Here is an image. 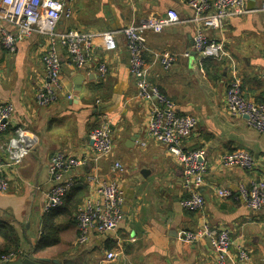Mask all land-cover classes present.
Returning a JSON list of instances; mask_svg holds the SVG:
<instances>
[{
	"label": "crops",
	"instance_id": "1",
	"mask_svg": "<svg viewBox=\"0 0 264 264\" xmlns=\"http://www.w3.org/2000/svg\"><path fill=\"white\" fill-rule=\"evenodd\" d=\"M244 1L248 14L227 20L221 31L204 29L225 51L223 60L214 61L201 58L193 49L196 28L190 21L193 14L187 0H66L70 16L58 22L56 34L68 30L112 32L116 48L109 50L96 36L90 60L81 69L70 66L66 51L59 48L62 90L56 102L47 107L35 103L36 90L46 82L41 64L46 38L32 35L18 42L14 53L0 47V104L9 102L14 107L9 129L0 140L13 137L17 127L33 140V149L17 165L9 161L6 151H0V167L9 184L7 191L0 192V226L12 229L18 243L17 259L58 260L63 264H216L208 239L196 243L183 239L185 232L204 223L230 231L232 255L238 247L248 252V261L228 264H264V208L252 212L239 200H223L214 194L216 188L235 192L239 184L264 181V133L249 129L245 118L229 116L224 106V94L234 73L241 79L245 98L264 102V0ZM168 10L175 11L180 22L161 33L145 32L143 58L148 82L158 87L180 114L197 120L193 134L184 142L185 151L206 152L207 170L199 189L205 205L194 212L180 207L188 195L180 166L161 146L152 142L139 146L154 102L136 98L122 33L129 24L162 16ZM1 28L15 33L3 21ZM164 51L175 55L168 70L156 59ZM100 63L107 67L104 77L98 72ZM97 104L109 105L107 112H96ZM102 120L110 124L113 153L96 163L89 160L72 175L71 189L83 200L93 196L85 176L95 171L102 179H109L112 164L120 162L125 169L119 176L125 195L123 217L114 231L90 233L80 244L74 207L64 209L62 205L43 212L51 186L47 167L57 152L91 158L89 133ZM235 150L254 157L251 171L216 164L222 155ZM46 222L49 230L44 229ZM49 232L55 233V242L38 249ZM15 245L0 237V256ZM108 252L116 254L113 261L106 260Z\"/></svg>",
	"mask_w": 264,
	"mask_h": 264
},
{
	"label": "built area",
	"instance_id": "2",
	"mask_svg": "<svg viewBox=\"0 0 264 264\" xmlns=\"http://www.w3.org/2000/svg\"><path fill=\"white\" fill-rule=\"evenodd\" d=\"M66 0H0V21L11 25L15 33L0 29V47L8 53H14L18 42L38 34L46 38V46L41 56L46 82L36 90L35 103L38 107H47L56 102L61 86V63L59 48L67 53L68 63L73 68L81 69L90 60L93 39L99 36L109 50H115L116 44L112 32L95 34L68 30L56 34V27L62 17H69ZM192 10L191 23L195 25L193 49L201 58L221 61L225 57L223 45L210 39L204 29L221 31L227 20L248 14L244 0H187ZM264 9V3L262 4ZM180 22L178 14L168 10L164 15L152 17L139 24H129L122 29L125 48L128 54V72L135 80L136 98L153 101L147 115L145 138L140 147L152 142L163 147L180 166L183 187L187 197L180 201L184 211L194 212L203 209L205 200L199 189L204 185L207 170L206 152L204 149L184 150V142L190 138L196 126V118L180 114L175 104L163 95L158 87L151 85L147 79V63L143 58L145 50V32L161 33L165 28ZM186 56V55H185ZM157 62L168 70L175 62V55L164 51L157 55ZM101 77L107 73L104 63L98 64ZM264 81V71L262 72ZM68 99H71L69 96ZM224 106L233 118H245L246 126L258 134L264 133V102H254L244 97L241 79L235 73L224 94ZM14 107L11 103L0 104V135H4L10 126ZM13 137L0 140V151H6L9 161L17 165L32 149L33 140L28 132L17 127ZM91 158L77 157L62 152L55 153L47 167L51 184L46 192L43 212L63 205L65 196L73 186L72 175L82 169L89 160L97 162L108 158L114 150V141L110 124L102 120L89 133ZM216 164L224 169L251 171L254 168V157L244 150H235L218 158ZM125 172L120 162L112 164L109 179H102L97 172H91L84 178L93 196L86 197L74 214L78 231V242L85 243L88 234H106L114 231L122 221L125 195L119 176ZM71 176V177H70ZM8 179L0 167V192L7 191ZM219 199L234 198L239 200L249 211L260 212L264 208V181H252L250 184H239L236 191L226 188L214 189ZM184 241L196 243L208 239L216 255V264L233 263L235 260L246 262L248 252L238 247L236 255L230 253L231 234L227 228L213 229L202 224L194 230L183 234ZM16 252L0 256V263L15 261ZM116 254L108 252L106 260L113 261Z\"/></svg>",
	"mask_w": 264,
	"mask_h": 264
},
{
	"label": "trees",
	"instance_id": "3",
	"mask_svg": "<svg viewBox=\"0 0 264 264\" xmlns=\"http://www.w3.org/2000/svg\"><path fill=\"white\" fill-rule=\"evenodd\" d=\"M82 200H83L82 198H78V196H76V191L74 189H70V191L68 192V194L64 198L63 207L65 209L70 205L71 207H74L75 210H77L79 205L82 203ZM48 226L49 225L46 222L44 224V229L46 227H47L46 229H48ZM0 237L5 242L12 244V246H14L16 244L15 247H13L12 251H10V252H16L18 250V243L16 241H14V239H13V231L11 228L0 226ZM55 238H56L55 233L49 232L47 234V236L43 238L44 241H42V243L38 245V249L40 248L42 250V249H45L46 247L50 246L51 244H53L55 242ZM10 252H8V253H10ZM8 253H5V254H8Z\"/></svg>",
	"mask_w": 264,
	"mask_h": 264
},
{
	"label": "water",
	"instance_id": "4",
	"mask_svg": "<svg viewBox=\"0 0 264 264\" xmlns=\"http://www.w3.org/2000/svg\"><path fill=\"white\" fill-rule=\"evenodd\" d=\"M107 104H97L95 106L96 112L105 114L108 110ZM135 138H132L133 141ZM92 143V142H91ZM2 264H63L59 262L58 260H47V259H39L37 261L30 259L29 257H25L23 259H16L15 261L8 262V263H2ZM67 264V263H66Z\"/></svg>",
	"mask_w": 264,
	"mask_h": 264
}]
</instances>
